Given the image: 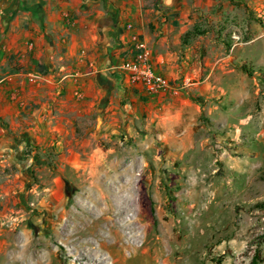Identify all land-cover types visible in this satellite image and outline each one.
Here are the masks:
<instances>
[{
	"label": "rangeland",
	"instance_id": "1",
	"mask_svg": "<svg viewBox=\"0 0 264 264\" xmlns=\"http://www.w3.org/2000/svg\"><path fill=\"white\" fill-rule=\"evenodd\" d=\"M233 6L191 36L197 46L177 82L188 84L179 95L185 124L104 138L77 123L62 147L6 165L0 264L44 255L55 264H99L70 257L62 239L68 213L81 212L86 194L131 181L150 236L142 250L136 242L137 254L123 252L121 264H264V9ZM97 215L87 213L104 226Z\"/></svg>",
	"mask_w": 264,
	"mask_h": 264
},
{
	"label": "crops",
	"instance_id": "2",
	"mask_svg": "<svg viewBox=\"0 0 264 264\" xmlns=\"http://www.w3.org/2000/svg\"><path fill=\"white\" fill-rule=\"evenodd\" d=\"M257 1L0 0V180L6 165L62 147L77 123L107 138L183 122L182 96L132 86L120 70L134 55L131 36L149 43L157 73L179 82L203 20L235 2L262 12Z\"/></svg>",
	"mask_w": 264,
	"mask_h": 264
},
{
	"label": "bare ground",
	"instance_id": "3",
	"mask_svg": "<svg viewBox=\"0 0 264 264\" xmlns=\"http://www.w3.org/2000/svg\"><path fill=\"white\" fill-rule=\"evenodd\" d=\"M132 185L131 181L127 186L123 185L115 191L102 193L99 190L95 195L88 192L86 199H82L84 202L80 204L81 212L68 213V223L64 224L62 239L70 257L93 259L99 264H121L123 252L128 256L137 254L135 252L138 240L142 241L140 247L144 248L149 244V230L143 227L146 216L139 209L142 199L138 198V189L132 188ZM130 211L137 216L136 221L132 215L130 217ZM87 213L98 214L97 218L105 221L104 226H96L94 221L87 217ZM90 228L95 230L89 233ZM143 248L141 247V250ZM47 251H52L51 247L47 248ZM53 253L56 254L54 250ZM24 261V264H31V261H35L34 264H55L54 259H48L46 255L35 259L25 256Z\"/></svg>",
	"mask_w": 264,
	"mask_h": 264
},
{
	"label": "built area",
	"instance_id": "4",
	"mask_svg": "<svg viewBox=\"0 0 264 264\" xmlns=\"http://www.w3.org/2000/svg\"><path fill=\"white\" fill-rule=\"evenodd\" d=\"M128 29H132L129 26ZM134 55L125 61L120 70L126 74L128 83L132 86L141 85L150 93L182 95L188 88V84L174 82L157 73L153 65V50L149 43L138 34L131 36ZM35 81L37 77H31Z\"/></svg>",
	"mask_w": 264,
	"mask_h": 264
},
{
	"label": "trees",
	"instance_id": "5",
	"mask_svg": "<svg viewBox=\"0 0 264 264\" xmlns=\"http://www.w3.org/2000/svg\"><path fill=\"white\" fill-rule=\"evenodd\" d=\"M245 71L249 73V70L245 69ZM260 178L264 180V173L260 176ZM260 208L264 209V202L260 205Z\"/></svg>",
	"mask_w": 264,
	"mask_h": 264
}]
</instances>
